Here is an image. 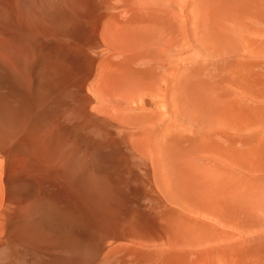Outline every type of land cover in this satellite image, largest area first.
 Returning <instances> with one entry per match:
<instances>
[{"label":"bare ground","instance_id":"6f19581e","mask_svg":"<svg viewBox=\"0 0 264 264\" xmlns=\"http://www.w3.org/2000/svg\"><path fill=\"white\" fill-rule=\"evenodd\" d=\"M238 2L242 8L232 11L231 0H0V264H28L29 228L35 239L45 231L57 236L60 223H71L66 212L72 206L66 202V211L53 202L48 182L75 169L82 160L73 163L77 152L91 158L106 151L110 139L113 146L126 143L139 158L144 211L166 234L159 240L168 257L158 250L149 264H264V230L254 231L249 219L257 212L264 217V183L252 178L263 163L237 147L238 131L250 120L240 122L238 131L230 124L243 114L233 115L236 109L253 104L251 92L242 90L245 82L264 86V56L258 54L264 52V28H257L264 23V0ZM240 28L244 33L233 38ZM192 41L206 57L241 48L235 53L239 61L230 64L224 57L227 63L220 66L219 59L202 58L200 52L192 58L197 51ZM225 67L229 80L216 74ZM255 73L263 79L257 82ZM260 94L256 104H262ZM188 118L201 127L186 125ZM79 127L98 136L88 153L81 152L89 140ZM263 128L256 127L261 134L252 153L264 144ZM98 162L74 182L81 196L95 203L118 177L112 171L119 173ZM258 249L262 257L254 254Z\"/></svg>","mask_w":264,"mask_h":264},{"label":"rangeland","instance_id":"374dc122","mask_svg":"<svg viewBox=\"0 0 264 264\" xmlns=\"http://www.w3.org/2000/svg\"><path fill=\"white\" fill-rule=\"evenodd\" d=\"M231 2L237 7H235L234 5H232L231 3H229L231 6V10L232 11H237L238 9H241L242 8V4H240L239 2H238V0H231ZM174 5L175 4H172V7H174ZM261 7V5H260V2L257 4V8L259 9ZM174 8H176V6L174 7ZM254 13V12H253ZM255 14H256V11H255ZM189 15H190V12H189ZM191 16V15H190ZM254 19L256 18V16L255 17H253ZM258 18H259V16H258ZM252 19V18H251ZM258 20V19H257ZM257 20H255V21H257ZM255 21L254 20H252V22H254L255 23ZM253 23V24H254ZM259 23V22H258ZM258 23L256 22L255 23V27H257V25H258ZM190 24V23H189ZM188 24V26H191V25H189ZM261 25L263 26L264 25V23L262 24L261 23ZM262 26H258L257 28L259 29L260 27L261 28H264V26L262 27ZM191 29V27H188V30H190ZM241 30V28L240 29H237L236 31H235V33L232 35V37L233 38H235V39H237V37H238V35L241 33H244V31L243 32H241L240 31ZM244 30H245V27H244ZM237 33H238V35H237ZM194 43V41H192L191 42V46H192V48L194 49V50H197L195 53L196 54H194V55H192L194 52L192 51L191 53H190V55H192V56H190V57H192V58H195L196 56H197V54H198V52H200L201 54V56H202V58H205L206 57V51H204V48L199 44V43H197V42H195V44H193ZM197 44V45H196ZM196 45V46H195ZM203 48V49H202ZM240 49L241 48H233V49H230L231 50V52L230 51H228L227 52V54H226V52L225 51H223L224 53L223 54H219V55H215V56H213V55H211V56H207L206 58L207 59H211L212 61H217L218 59H219V62L217 63L218 65H220L221 63V61L222 62H224L225 64L227 63V62H225V59H227V60H229L228 58H231V60H229V63H230V61H231V63L232 62H234V61H239L238 59L236 60V58H238V57H236L235 58V53L236 52H238V51H240ZM238 50V51H237ZM227 51V50H226ZM230 52V53H229ZM204 54V55H203ZM259 55H261V56H264V52H262V53H258ZM221 55V56H220ZM229 57H228V56ZM204 56V57H203ZM218 56H220V57H218ZM226 56H227V58H226ZM233 56V57H232ZM213 57V58H212ZM224 57H225V59H224ZM215 58V59H214ZM202 60V62L204 61L203 59H201ZM226 60V61H227ZM214 61V62H215ZM228 63V64H229ZM230 63V64H231ZM221 66V65H220ZM227 72V71H229V70H227L226 69V67L223 69V70H218L217 72H216V74H218V76H220L221 75V77L219 78V79H221V80H223V75H226V73L225 72ZM223 73H225V74H223ZM264 73V72H263ZM229 74V76H230V72H227V75ZM256 74V73H255ZM227 75L226 76H224L225 78V80H226V78H227ZM250 75V74H249ZM248 75V78L250 77V76H252V78H254V73L252 74L251 73V75L249 76ZM257 75V74H256ZM228 76V78H227V80H229L231 77H229ZM263 76H264V74H263ZM263 76H261L262 77V79H263ZM258 77H260L259 76V74L257 75V76H255V78L257 79ZM260 77V78H261ZM249 79H251V77L249 78ZM259 79V78H258ZM258 79H257V82H259L258 81ZM261 79V80H262ZM247 80V79H246ZM253 80V79H252ZM247 81H249V80H247ZM254 81V83H256L255 81V79L253 80ZM264 81V80H263ZM262 81V83H263V85H264V82ZM254 83H252V84H254ZM245 84H247L246 86L247 87H244V89H242L243 91H247V93L248 92H251L250 93V95L252 96V98L254 99V101H253V104H251V107H247V108H245V107H243L242 109H236L232 114L234 115V114H238V113H240V114H242L241 115V117H237V118H231L230 119V124L232 125V127H236V130L237 129H240V127H239V125H240V122H243V123H248L249 122V120H250V123H248V125H246V127L245 128H247L246 130H241L240 129V131H238L240 134L239 135H237V136H240V138H239V145L237 146L239 149L240 148H245L246 150H248L252 155H253V157H255L256 158V160H259L261 163H263V164H260L261 166H262V169L260 170V172H261V177L259 176L260 175V172H258L257 174H255L252 178L254 179V181L255 180H259V182H257L258 184H261L262 183V181H263V183H264V170H263V167H264V144H262V145H260L261 146V149H258L257 147V145L259 144V143H257V140H259L258 138H259V134H261L260 133V131L259 130H257L256 129V127L258 128V129H261V128H263V126H264V109H262V108H264V95H262V94H260V93H263L264 92V86L263 87H261L262 86V84H261V82H259V83H257V85L258 84H260L259 85V87L257 86H255V85H253V86H255V87H253L252 85H251V80H250V82H248V83H246L245 82ZM250 85H251V88H255L254 90L252 89L251 90V88H249L250 87ZM244 86V85H243ZM247 88V89H246ZM261 88H262V91L263 92H261L260 90H261ZM229 90V89H228ZM253 93V94H252ZM257 94H260V95H262L261 97H262V101L260 100L261 98L259 97V98H257L259 101L258 102H262V104H256V102L257 101H255L256 100V95ZM259 95V96H260ZM258 105L257 106V111H256V109L253 111V107L255 106L256 107V105ZM252 110V111H251ZM259 110H262V113L259 111ZM248 112V113H247ZM250 113V114H249ZM258 113H261V115L260 114H258ZM245 114H246V116H245ZM260 116V118L258 117L257 118V116L258 115ZM256 115V116H255ZM255 116V117H254ZM246 117V118H245ZM254 117V118H253ZM253 118V119H252ZM77 119H79V117H77ZM236 119V120H235ZM258 119H259V121H258ZM261 119V120H260ZM235 120V121H234ZM184 123H187L186 125H188L189 127H191V128H193V129H199L200 127H201V124L199 125V123L197 122V121H193V120H191V119H189L188 118V121H185ZM198 123V124H197ZM255 123L257 124V125H255ZM238 124V125H237ZM237 125V126H236ZM242 126H245V125H242ZM80 127H82V126H80ZM79 127V128H80ZM252 128V130H250ZM195 129V130H196ZM264 129V128H263ZM82 131V132H81ZM248 131V132H247ZM250 131L251 132H256V133H250ZM248 133V135L247 134H245V133ZM264 131H262V133H263ZM81 136H83V137H85L86 139H88L89 140V142L88 143H86L85 144V146H84V148H83V150H81V152H87L88 153V146H89V144H90V141H95V140H97V138H98V136L97 135H95V134H93V135H89V132L87 131V129H86V127H83V128H80V133H79ZM87 134V135H86ZM90 134H92V133H90ZM251 134V135H250ZM247 135V136H246ZM250 135V136H249ZM246 136V137H245ZM263 136V135H262ZM89 137V138H88ZM249 137V142L247 141V143H244V146H242V144H243V140L245 141L247 138ZM264 139V138H263ZM107 141H108V143H107ZM106 141V145H104L105 146V150L106 151H104L103 153H101V154H97V155H95V156H91V158L90 157H83L84 155H81L80 153H78L77 152V155L79 156L78 157V159H76V160H73V163H76L79 159H80V157H82V160H81V162L77 165V166H75V169L69 174V175H62L60 178H59V180H57L56 182H48V187H49V189L51 190V192H52V200H53V202H56L60 207H62V208H65V206L67 207V208H69V206H72V207H70L69 209H67V208H65V210L67 209V210H69V211H67L66 213H68V214H72V216H71V218L73 217V219L75 218V220H71V223L70 222H63L64 224H62V223H60V226L62 225V227H61V231H60V233L62 234H58L57 236H53V235H51L50 233H48L47 231H45V232H42V235H40V236H38V235H36V237L37 238H35V239H37L38 240V243L36 242V240L32 237L33 235L35 236V234H34V230L32 229H30L29 228V233L31 234H29L28 235V240H27V248H26V262L28 263V264H30V263H32V264H62L63 262L64 263H66L65 261H67V264H69L70 263V261L71 260H73V261H71V263L70 264H75V262H76V260H77V262L76 263H78V262H81V264H83L82 263V261H85V264H129V262H128V260L130 259V260H132V262H130L131 264H149L150 263V259L152 258V260H153V257L152 256H154L155 255V253L159 250L160 252H164V253H166V248H165V245H163L161 242H164L162 239H160L161 240V242H160V240H159V238H162L163 236H165L164 238H166V234H165V232H162V230H161V228H159L160 226H159V224L157 223V222H155L153 219H152V217L151 216H149V215H147V213H145V211H148L146 208H147V201H146V198H145V196H147V194L145 193V190H146V187H145V185L143 186V183H144V179H142V178H144L143 176L144 175H138V176H136L137 175V173L139 174H142V170H141V168H140V166H139V164H140V160H139V158L137 157H134L132 154H133V150L130 148V147H128V146H125L126 145V143L123 145V143L121 144V142H120V144H119V142H115V143H118L119 145H116V146H113V142H112V140L110 139V140H107ZM254 142H256L257 143V145H255L254 147H256V148H254V150L255 149H257V152L256 151H254V150H252V151H254L253 153L251 152V146L253 145V143ZM259 142V141H258ZM260 142H264L263 140L262 141H260ZM108 144V145H107ZM251 144V145H250ZM112 145V146H111ZM109 146H110V148H109ZM260 146H259V148H260ZM253 147V146H252ZM107 148H109V150H107ZM122 148H124V149H122ZM127 148V149H126ZM118 149H121L120 151H118ZM132 151H131V150ZM253 149V148H252ZM95 150H98V149H95ZM127 150V151H126ZM129 150V151H128ZM123 153H122V152ZM259 151V152H258ZM97 152V151H96ZM107 152V153H106ZM116 152H119V153H117L116 154ZM130 152V153H129ZM132 152V153H131ZM260 152L262 153V155H260ZM106 154H108V156L106 155ZM126 154V155H125ZM257 154V155H256ZM100 155V156H99ZM256 155V156H255ZM99 156V157H98ZM258 156V157H257ZM97 157V158H96ZM260 157V158H259ZM94 158V159H93ZM96 158V159H95ZM100 158V159H99ZM111 158H113V159H111ZM131 158V159H130ZM258 158V159H257ZM97 159H99V160H97ZM114 162H112L111 160ZM121 159V160H120ZM98 162V164L99 165H105L106 164V166H108L109 168H111L112 166H114L115 168H117V169H115L117 172H119V173H115V171H112V172H114V176H113V178L117 175L118 177L115 179L114 178V182L112 181V180H110V185H111V182L113 183L108 189H107V191L101 196V199H98L97 201H96V203H95V201H89V200H85V198L83 197V196H81V194L79 193V191H77V186H76V183H74L75 182V178H76V176H77V174H85V172H86V169L91 165V163L92 164H94V162H95V165H97L96 163V161ZM107 160H109V161H111L110 163H109V161H107ZM120 160V161H119ZM200 160H202V159H200ZM92 161V162H91ZM101 161V162H100ZM107 161V162H106ZM120 162V166H119V163H117V162ZM129 161H131V163L129 162ZM103 162H104V164H103ZM89 163V164H88ZM109 163V164H108ZM112 163V164H111ZM139 163V164H138ZM115 164V165H114ZM118 164V165H117ZM138 164V165H137ZM130 165H131V168H130ZM114 167H112V168H114ZM119 167V168H118ZM134 168H136V169H134ZM80 169V170H79ZM84 169V170H83ZM120 169V170H119ZM126 169H127V171H128V169H129V172H126ZM131 169H133L132 170V172H130L131 171ZM139 169V170H138ZM124 170V171H123ZM111 172V171H110ZM112 172H111V175H113L112 174ZM123 172H126L125 174L123 173ZM122 175H121V174ZM127 173H129V174H127ZM132 173V174H131ZM135 173V174H134ZM72 174V175H71ZM116 174V175H115ZM134 174V175H133ZM109 175H110V173H109ZM129 175H130V179H129ZM121 176V177H120ZM141 178H140V177ZM69 178L68 180L67 179H65V178ZM110 177V176H109ZM132 177H135V178H137V179H135L134 178V180H136V182L133 180V178ZM259 179H258V178ZM131 178H132V181H131ZM140 178V179H139ZM251 178V179H252ZM111 179H112V176H111ZM252 179V180H253ZM68 182H67V181ZM143 181L142 183L140 182V181ZM262 180V181H261ZM140 182V184H138L139 182ZM138 182V183H137ZM256 182H253V184H256L257 185V183ZM64 184V185H63ZM73 184H75V186L73 187ZM63 185V186H62ZM127 185V186H126ZM143 186V187H142ZM62 187V188H61ZM65 187H67V188H65ZM142 187V188H141ZM145 188V189H144ZM73 189V190H72ZM75 189V190H74ZM110 189H112L111 191H110ZM72 191H76L75 193L76 194H74V192H72ZM80 194V196L81 197H79V199H78V196H79V194ZM142 193H144V196H143V194ZM108 194V195H107ZM110 194V195H109ZM77 196V197H76ZM76 197V198H75ZM80 199H82L81 201H79ZM108 199V200H107ZM117 199H118V201H117ZM145 199V200H144ZM101 200V201H100ZM82 201H84V202H82ZM98 201H100V203H98ZM108 201V202H107ZM67 202V203H66ZM71 202H72V205H68L67 206V204L68 203H70L71 204ZM90 202H91V204H90ZM66 203V205L64 206V204ZM106 203V204H105ZM60 204H62V205H60ZM93 204H95L96 206H93ZM99 204V205H98ZM104 204V205H103ZM130 204H132L133 206H131ZM143 204V205H142ZM81 205H82V207H81ZM90 205L92 206V207H90ZM117 205L119 206V207H117ZM122 205V206H121ZM127 205V206H126ZM128 205H130L129 207H128ZM137 205V206H136ZM146 206V207H144V209H143V211H142V209L141 208H143L142 206ZM75 206V207H74ZM121 206V207H120ZM125 206V207H124ZM136 207V208H135ZM138 207H140V209H137ZM77 208V209H76ZM105 208V209H104ZM117 208V209H116ZM75 209V210H74ZM87 209V210H86ZM116 209V210H115ZM123 209H124V211H123ZM127 209H128V211H127ZM130 209V210H129ZM137 209V210H136ZM63 211H64V209H62ZM74 210V213L76 212V214L75 215H77V216H75L73 213H70V211L72 212ZM99 210V211H98ZM118 210V211H117ZM135 210H136V212H135ZM141 210V211H140ZM145 210V211H144ZM119 211H120V213H119ZM133 211V212H132ZM65 212V211H64ZM77 212H78V214L79 215H81L80 217L78 216V214H77ZM90 212V213H89ZM122 212V213H121ZM124 212V213H123ZM128 212V213H127ZM133 214H131V213ZM141 212V213H140ZM127 213V214H126ZM144 213V214H143ZM254 213H256V212H254ZM258 214L257 215H255V214H253V217H251V218H249L250 220H251V222L253 223V225L251 226L252 227V229L254 230V231H259V230H261V229H263L264 230V217L262 216V215H260V212H257ZM119 214H121L120 216H119ZM126 214V215H125ZM130 214V215H129ZM124 215V216H123ZM145 215H147V216H145ZM127 216V217H126ZM132 216V217H131ZM137 216V217H136ZM140 216H142V217H140ZM143 216H145V218L143 217ZM78 219H77V218ZM105 217V218H104ZM124 217H126V218H124ZM147 217H149V218H147ZM123 218H124V220H123ZM132 218V219H131ZM147 218V219H146ZM77 219V220H76ZM149 219V221H146L145 222V220H148ZM255 219V220H254ZM152 220V221H151ZM79 222H81L82 224H80ZM137 223L136 225L135 224H133V223ZM149 222H151L150 224H149ZM73 223V225L71 226V227H69L67 224H72ZM84 223V224H83ZM123 223V225H124V227H126L125 229H127V227L128 226H130L131 228H132V226H136L135 227V229H131V228H128L127 229V231H125L124 230V227L121 225ZM128 224L127 226H126V224ZM146 223V224H145ZM133 224V225H132ZM74 225H76L75 227H74ZM122 227H121V226ZM153 226V227H152ZM66 227H67V229H66ZM82 227V228H81ZM150 227V228H149ZM249 227H250V225H249ZM65 228V229H64ZM69 228H71V230L72 231H70V229ZM122 228H123V231L124 232H126V234H127V232L130 234L131 233V231L133 232V233H131V235H129V234H125L123 231H122ZM137 228V229H136ZM151 228H153V229H151ZM64 229V230H63ZM74 229V230H73ZM82 229V230H81ZM130 229V230H129ZM159 229V230H158ZM63 230V231H62ZM87 230H88V232H87ZM147 230V231H146ZM32 231V232H31ZM76 231V232H75ZM138 232V233H135V232ZM62 232H64V233H62ZM66 232V233H65ZM123 232V236H122V233ZM68 233V235L69 236H67V235H65V234H67ZM76 233V234H75ZM75 234V235H74ZM125 234V235H124ZM52 236V237H50V236ZM82 235V236H81ZM86 235V236H85ZM119 235H120V237H119ZM147 237H146V236ZM163 235V236H162ZM43 237V239H45L46 237V241L44 242V241H42V237ZM63 236H64V238H63ZM65 236H67V237H65ZM75 236H77V238H74V239H76V240H73V237H75ZM160 236V237H159ZM54 237V238H53ZM85 237V238H84ZM115 237V238H114ZM119 237V238H118ZM134 237L136 238V240L137 239H139V237H140V239H141V237L143 238L142 240H140V242L139 241H136V240H134ZM148 237H150L152 240H154V241H152L150 238H149V241L151 240L152 242L150 243L149 241H148V239H146V238H148ZM49 238V239H48ZM52 238V239H51ZM56 238V239H55ZM57 238H59V240L57 239ZM163 238V239H164ZM53 239H55V240H53ZM61 239L62 240H66V239H68L67 241H62L61 242ZM134 241H133V240ZM34 240H35V242H34ZM50 240V241H49ZM72 240V241H71ZM43 243H42V242ZM70 241V242H69ZM76 241H77V243H76ZM146 241H148V242H146ZM30 242V243H29ZM51 242V243H50ZM52 242H54V243H52ZM57 242H61V245H59V243H57ZM64 242V243H63ZM137 244H136V243ZM157 242H158V245H157ZM37 245V247H36V245ZM63 243V244H62ZM81 243V244H80ZM121 243V244H120ZM134 243V244H133ZM155 243V244H154ZM41 246H40V245ZM51 244V245H50ZM73 244V245H72ZM152 244H154V245H152ZM161 244H162V246H161ZM35 245V246H34ZM50 245V246H49ZM53 245V246H52ZM52 246V247H51ZM55 246V247H54ZM65 246V247H64ZM71 246V247H70ZM111 246V247H110ZM152 246H154V247H152ZM157 246V249L155 248ZM160 246H161V248H160ZM44 248V249H43ZM61 248H65V250L64 249H61ZM107 248V249H106ZM109 248V249H108ZM69 249H70V252L72 253V254H70V252H69ZM71 249H72V251H71ZM77 249H78V251H77ZM136 249V250H135ZM153 249H155V250H153ZM46 250V251H45ZM80 250V251H79ZM110 251L111 253H110V255H109V253H108V251ZM117 250V251H116ZM122 252L123 251V253H118V254H116L117 252ZM129 250H131L130 251V255H127V254H125L127 251L129 252ZM134 250V251H133ZM163 250V251H162ZM166 250V251H165ZM154 251V252H153ZM62 252H65V253H62ZM77 252V253H76ZM134 252V254L133 255H131V253H133ZM256 252H257V254H256ZM263 251L262 250H256L255 252H254V254H256V257H262V255H261V253H262ZM60 253H62V254H60ZM74 253H76V254H74ZM108 253V254H107ZM164 253L162 254V256H161V259H162V261H163V259L164 258H166L165 257V255H164ZM168 251H167V253H166V256L168 255ZM85 254H87V256L85 255ZM264 254V253H263ZM65 255V256H64ZM122 255L125 257V255H126V258L128 259L129 258V256L131 257V258H129L128 260L125 258H123L122 257ZM147 255V256H146ZM76 256H78V257H76ZM128 256V257H127ZM150 256H151V258H150ZM44 257V258H43ZM63 257V258H62ZM71 257H74L73 259H71ZM104 257V258H103ZM107 259H106V258ZM168 257V256H167ZM53 258H56L55 259V262H54V259ZM77 258V259H76ZM81 258H84L83 260H80ZM110 258V259H109ZM123 258V259H122ZM149 258V259H148ZM46 259H47V261H46ZM52 259V261H49V260H51ZM86 259V260H85ZM103 259V260H102ZM109 259V260H108ZM167 259V258H166ZM28 260V261H27ZM40 260V261H39ZM62 260V261H61ZM70 260V261H69ZM88 260V261H87ZM106 260V261H105ZM127 260V261H126ZM129 260V261H130ZM143 260V261H142ZM36 261L38 262V263H36ZM60 261H61V263H60ZM75 261V262H74ZM107 261H108V263H107ZM121 261V262H120ZM43 262V263H42ZM72 262H74V263H72ZM87 262V263H86ZM128 262V263H127ZM136 262V263H135ZM149 262V263H148ZM63 263V264H64ZM79 264V263H78Z\"/></svg>","mask_w":264,"mask_h":264}]
</instances>
